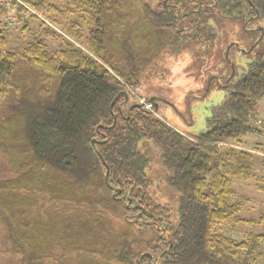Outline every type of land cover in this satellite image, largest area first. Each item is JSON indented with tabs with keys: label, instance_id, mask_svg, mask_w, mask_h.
Returning a JSON list of instances; mask_svg holds the SVG:
<instances>
[{
	"label": "trees",
	"instance_id": "trees-1",
	"mask_svg": "<svg viewBox=\"0 0 264 264\" xmlns=\"http://www.w3.org/2000/svg\"><path fill=\"white\" fill-rule=\"evenodd\" d=\"M19 2L8 6L23 28L46 19L71 42L8 50L0 20V264H264V233L216 232L264 223L240 217L247 198L230 201L234 180L264 193L253 154L232 146L261 134L250 116L264 96V0ZM228 23L247 51L260 48L207 131L187 144L150 100L123 107L164 54L222 47ZM140 140L178 194L174 217L148 192Z\"/></svg>",
	"mask_w": 264,
	"mask_h": 264
},
{
	"label": "rangeland",
	"instance_id": "rangeland-1",
	"mask_svg": "<svg viewBox=\"0 0 264 264\" xmlns=\"http://www.w3.org/2000/svg\"><path fill=\"white\" fill-rule=\"evenodd\" d=\"M11 0H0V5L6 8L5 16L0 20L6 23L7 49L22 50L32 41H42L49 49L57 50L65 43L58 34L70 40L60 28L46 19V27L38 21L27 19L26 29L20 22H16L15 9L9 8ZM18 3H21L16 0ZM57 3V0H55ZM32 14V13H31ZM22 20H25L23 18ZM247 28H253L248 26ZM55 32L54 34L52 33ZM240 27L225 25L224 45L189 44L182 49L167 52L162 59L149 70L141 86L135 93H130L124 108L130 104H138L140 100H153L152 114L185 136L186 143L209 128L213 111L229 95L231 85L246 74L248 65L259 51V46L247 51V45L238 38ZM53 34V35H51ZM238 35V36H237ZM151 110L150 108H147ZM263 123L260 125V123ZM250 124L261 131V134H249L239 145H232L250 151L253 154L255 172L264 177V96L259 100L257 108L250 116ZM138 151L149 159L146 169L150 179L149 194L160 204L165 206L171 216H175L177 209V192L170 188L166 181L167 171L161 166L157 150L145 140L138 142ZM258 151V154H255ZM7 175V166L0 157V178ZM235 194L231 202H237L240 197L248 199L240 217L257 220L264 215V193L254 188V183L233 181ZM217 234L231 238L237 242L245 239L249 233H264V223L247 226L225 225L217 227ZM264 262V246L261 247Z\"/></svg>",
	"mask_w": 264,
	"mask_h": 264
},
{
	"label": "built area",
	"instance_id": "built-area-1",
	"mask_svg": "<svg viewBox=\"0 0 264 264\" xmlns=\"http://www.w3.org/2000/svg\"><path fill=\"white\" fill-rule=\"evenodd\" d=\"M146 106V108H150V105H145ZM263 157H264V153H263Z\"/></svg>",
	"mask_w": 264,
	"mask_h": 264
},
{
	"label": "crops",
	"instance_id": "crops-1",
	"mask_svg": "<svg viewBox=\"0 0 264 264\" xmlns=\"http://www.w3.org/2000/svg\"><path fill=\"white\" fill-rule=\"evenodd\" d=\"M255 154H258V151H255Z\"/></svg>",
	"mask_w": 264,
	"mask_h": 264
},
{
	"label": "water",
	"instance_id": "water-1",
	"mask_svg": "<svg viewBox=\"0 0 264 264\" xmlns=\"http://www.w3.org/2000/svg\"><path fill=\"white\" fill-rule=\"evenodd\" d=\"M151 102L153 101V100H150Z\"/></svg>",
	"mask_w": 264,
	"mask_h": 264
}]
</instances>
